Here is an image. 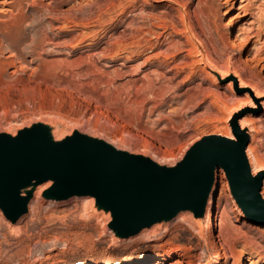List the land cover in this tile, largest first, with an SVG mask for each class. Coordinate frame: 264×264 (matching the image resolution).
Returning <instances> with one entry per match:
<instances>
[{
    "label": "rangeland",
    "instance_id": "rangeland-1",
    "mask_svg": "<svg viewBox=\"0 0 264 264\" xmlns=\"http://www.w3.org/2000/svg\"><path fill=\"white\" fill-rule=\"evenodd\" d=\"M10 1L5 17L25 19L0 54V132L45 122L57 139L81 130L175 165L205 136L233 133L232 119L243 114L260 132L252 137L255 125L245 127L247 154L251 148L264 165V0ZM32 14L43 33L31 31ZM220 173L207 238L194 227L205 218L183 212L192 223L176 218L121 239L92 197L49 200L41 185L20 223L0 210V264H214L217 252L221 264L226 256V264L252 256L264 264V224L247 217ZM170 249L171 258L140 259Z\"/></svg>",
    "mask_w": 264,
    "mask_h": 264
},
{
    "label": "water",
    "instance_id": "water-1",
    "mask_svg": "<svg viewBox=\"0 0 264 264\" xmlns=\"http://www.w3.org/2000/svg\"><path fill=\"white\" fill-rule=\"evenodd\" d=\"M242 116L231 121L236 139L205 136L175 165L81 130L57 139L54 127L45 122L16 135L0 132V210L12 223L19 222L29 213L39 187L51 182L45 198H94L98 211L112 217L109 228L126 239L183 212L205 218L217 173L223 169L247 217L264 224V172L253 174L247 154L251 136L239 123Z\"/></svg>",
    "mask_w": 264,
    "mask_h": 264
},
{
    "label": "bare ground",
    "instance_id": "bare-ground-1",
    "mask_svg": "<svg viewBox=\"0 0 264 264\" xmlns=\"http://www.w3.org/2000/svg\"><path fill=\"white\" fill-rule=\"evenodd\" d=\"M0 1H2L0 4H2L4 7L2 8V16L3 17H5V16H7L8 14L6 13L8 10H10V9H8L7 8V6H12V3H11V1L10 0H0ZM244 6V8H245V10H246V7H245V5L244 4H242V6H240L239 8L241 9L242 7ZM243 9V8H242ZM244 10V9H243ZM31 11V10H30ZM247 11V10H246ZM1 12V11H0ZM238 14V13H237ZM17 17V16H16ZM255 17V16H254ZM6 18V17H5ZM5 18H3L4 20H0L1 22H0V54H3V51H4V48L6 49V46L4 45V43H6V42H8V41H10L11 40V38H12V36H13V32L16 30V31H24L23 29V27H22V25L21 24H19V23H22V19H25V15H24V13L23 14H21L18 18H16L15 19V17H14V19L12 18V19H5ZM10 18V17H9ZM0 19H2V18H0ZM17 19L18 20H22L21 22H18L17 21ZM255 19H259L258 17L257 18H255ZM42 21V20H41ZM41 21H39L36 17H35V15L34 14H32V25H31V27L30 26H28V27H30V29H31V31H34L36 34L37 33H40V32H42L41 30H43V27H44V24H43V22H41ZM259 22V21H258ZM255 21H252V22H250L249 24H250V27L249 28H247L248 30H250L251 31V29L252 28H254V25H255ZM260 24V23H259ZM24 26V25H23ZM252 26V27H251ZM260 27V26H259ZM26 29H27V27H26ZM29 29V28H28ZM26 31V30H25ZM43 33V32H42ZM41 33V34H42ZM17 34V33H16ZM27 34V33H26ZM22 35V34H21ZM19 36V35H18ZM257 36V35H256ZM21 37V36H20ZM253 37H255V35L254 36H251V37H249V36H247V38L245 39V41L244 42H242L241 41V43H243L245 46L246 45H248L250 42H251V39H253ZM240 38H242V37H239V39ZM245 38V37H244ZM10 43V42H9ZM241 43H240V45L239 46H241ZM237 46H238V43H237ZM207 55V54H206ZM208 56V55H207ZM206 56V57H207ZM210 57V56H209ZM208 57V58H209ZM207 58V60H209ZM211 58V57H210ZM210 61V60H209ZM211 62H214L213 60L211 61ZM207 63H208V61H207ZM210 64V63H209ZM213 65V64H212ZM212 65H210V66H212ZM213 67V66H212ZM214 67H217V66H215V64H214ZM216 69V68H215ZM217 70V69H216ZM223 71V70H222ZM220 72V71H219ZM221 73V72H220ZM230 75V71L228 70V71H226L225 73H221V76L223 77V78H226L227 76H229ZM234 75L236 76V78H238V81L240 82V85L242 86V87H245V88H250V90H246L247 91V93H250V95L253 97H258L260 94H259V91L258 90H254V88L253 87H251L248 83H246L244 80H243V78L241 77V75L235 70L234 71ZM240 77V78H239ZM237 80V79H236ZM234 81H235V78L233 79H231L229 82H231L232 84L234 83ZM250 104V103H249ZM239 119H241V127L242 128H245L248 124H250V122H251V125L253 126V125H255V127H253V129L251 128V126H250V132H251V136L252 137H254V135H253V130L255 131V129L258 131V134L260 133L259 132V129H258V127L256 126V122L255 121H253V120H251L250 118H248V117H241V118H239ZM233 133H230V132H228L227 133V135L226 136H228V137H230L231 139H235V135L233 134ZM234 136V137H233ZM233 137V138H232ZM255 141L256 142H259V140H258V138L256 137L255 138ZM248 154H249V159H250V162H251V165H252V167H254V174L256 175V174H258L259 173V169H263V167H264V165H263V163H262V161L260 160V158H259V156H257L256 154H254V152H253V150L251 149V148H249V150H248ZM156 155V154H155ZM156 159V158H155ZM157 159H159V157L157 158ZM160 160V159H159ZM221 170V173L219 174V176L221 175V174H224L225 175V171L223 170V169H220ZM220 178V177H219ZM48 184V186H50L51 185V182H49V183H47ZM86 200V199H85ZM36 202L38 203L37 205H39V203H41V200H40V198L37 196V198H36ZM35 202V203H36ZM88 202V201H87ZM95 202V199L94 198H91L90 199V203H94ZM89 203V202H88ZM88 205V204H87ZM87 207V206H86ZM88 208V207H87ZM211 208H212V202H211V199H210V202H209V205H208V207H207V213H206V216H205V220L204 221H201L200 222V224L199 225H197V223H195V225L196 226H194L195 227V229L198 231V232H200V234L202 235V237H204V238H207V231H206V229L209 227H204V225H203V223L204 222H206V223H210V220H209V218H210V214H211ZM33 211V210H32ZM184 214V213H183ZM183 214H181V215H179L178 217H177V219H181L182 217H183ZM184 218V217H183ZM186 221H188L189 223H192V221L191 220H189V219H187V218H184ZM22 220H24V218H22L21 220H19V223L22 221ZM178 221V220H177ZM182 221V220H181ZM207 224V225H208ZM219 228H221V226H222V224H221V221H219ZM206 225V224H205ZM20 227V226H19ZM14 229V228H13ZM27 229V228H26ZM214 230V229H213ZM26 231V230H25ZM212 231V230H211ZM28 232V231H27ZM211 235H212V233H211ZM214 236V235H213ZM212 237V236H211ZM176 254V251L174 250V249H170V250H168L167 252H165V253H163V254H159V255H152V256H141L142 258H140V259H142V260H146V259H148L149 257H153V258H156V259H168V258H171L172 256H174ZM225 254L224 253H221V252H217V254H215V260H214V264H221V259H222V257L224 256ZM152 258V259H153ZM255 258V256H252L251 258H247V261H249V263L250 264H259V260H257V259H254ZM229 261V257L228 256H226V259H225V264L227 263ZM243 261V260H242ZM109 264V263H108Z\"/></svg>",
    "mask_w": 264,
    "mask_h": 264
}]
</instances>
